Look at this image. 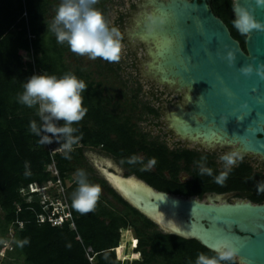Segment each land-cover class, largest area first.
<instances>
[{
    "label": "trees",
    "instance_id": "trees-1",
    "mask_svg": "<svg viewBox=\"0 0 264 264\" xmlns=\"http://www.w3.org/2000/svg\"><path fill=\"white\" fill-rule=\"evenodd\" d=\"M104 3L105 0H99L95 6L105 7ZM58 4L57 0H0V239L6 236L11 224L15 229L6 249V259L14 255L21 256L24 264H124L113 248L122 240L120 230L126 228L133 230L137 238L134 251L140 254L132 264H195L198 253L215 255L195 238L154 229V222L126 202L103 178L93 175L91 166L83 167L84 148L102 146L118 155L131 171L148 180L146 170L127 163L134 155L137 141L131 125L105 105L109 100L102 97L101 81L93 85L94 81L82 66L71 68L67 44H58L55 35L47 29ZM233 6V0H210L213 13L225 22L245 51L246 36L232 26ZM24 11L26 16L22 15ZM21 49L27 54H20ZM36 71L58 77L72 72L88 85L82 94L87 114L74 125L79 130L76 135L82 134V138L74 146L71 159L64 158L61 152L53 156L59 175L68 187L70 202L77 185H69L68 178H75L77 169L85 170L89 181L102 188L94 211L81 214L73 208L77 215L76 230L67 224L53 226L36 222L34 211L26 206L39 211V197L35 195L27 202L20 191L29 181L42 184L51 177L45 165L52 161V156L38 142L40 138L29 131L31 121L40 123L37 109L17 100L23 82ZM112 132L116 137L110 135ZM113 200L122 204V208H117ZM17 204L21 206L19 211ZM17 220L24 221L21 228L15 223ZM88 246L94 253L93 263L85 256ZM235 264L240 263L235 261Z\"/></svg>",
    "mask_w": 264,
    "mask_h": 264
},
{
    "label": "water",
    "instance_id": "water-1",
    "mask_svg": "<svg viewBox=\"0 0 264 264\" xmlns=\"http://www.w3.org/2000/svg\"><path fill=\"white\" fill-rule=\"evenodd\" d=\"M147 1L154 8L150 13L143 11L134 36L148 41L141 31L151 24V30L162 42L167 77L155 71L153 39H149L150 70L158 75L159 82L187 89L189 110L173 117L178 126L183 131L189 130L187 123L195 113L203 119L196 122L195 128H202L205 135L211 129L218 130L223 137L238 142L242 149L264 157V77L255 71L264 64V31L252 30L245 37L244 51L225 22L213 13L210 0ZM238 2L264 22V5L257 6L255 0ZM149 14L155 23L148 19ZM229 50L235 53L231 65L226 58ZM247 64L252 65L253 72L245 76L239 69ZM108 164L113 169L95 166L102 167L109 184L126 202L161 229L195 238L211 250L230 242L238 249V263L264 264V205L250 202L213 205L180 199L153 190L112 161L108 160Z\"/></svg>",
    "mask_w": 264,
    "mask_h": 264
},
{
    "label": "flooded vegetation",
    "instance_id": "flooded-vegetation-1",
    "mask_svg": "<svg viewBox=\"0 0 264 264\" xmlns=\"http://www.w3.org/2000/svg\"><path fill=\"white\" fill-rule=\"evenodd\" d=\"M102 10L103 7L100 8V11ZM116 25L123 33L121 17L116 19ZM72 55L76 54L72 53ZM92 63L96 64V69L85 70L83 68L88 73L89 79L94 81L93 85L102 82L99 85L102 97L109 100L108 104L104 101L105 105L133 128L137 140L134 144V155L143 161V163L134 164V167L146 170L148 180L140 177L135 171H131L125 162H121L118 155H113L102 146L84 148V156L89 158L93 165L101 164L103 167L113 169L108 164V160L112 161L116 167L132 174L135 179L142 180L153 190L180 199H194L197 202L213 205L239 202L264 205V191H257V185L264 182V157L242 149L238 142L223 137L218 130L211 129L208 132L210 137H207L208 135L204 134L202 128H195L196 122L203 120L202 116L195 113H193L194 118L187 123L190 127L189 130L183 131L178 126V120L173 118L174 115L177 112L189 110L190 102L186 97L187 89L185 87H182L186 91L185 108L177 107L176 110L164 112L161 106V92L159 94L150 92L153 93V97L150 98L153 103L138 96L137 89L140 88V85L136 86L134 92L128 95L126 93L128 87H122L124 81L117 80L119 86H116L115 82L110 81L108 77V75L112 76L111 72H114L113 80L120 77L115 75L121 71L119 65H104V60L100 58L92 60ZM93 73H96L98 77H94ZM165 83L170 86L169 83ZM118 87L121 88L118 89ZM110 135L116 137L113 132ZM231 151L239 152L243 159L231 168L223 185L217 184L214 182V176L226 170L219 157ZM202 156L207 157L206 166L213 170L212 176L200 175L198 161ZM150 158L156 160V164L151 167L148 166ZM101 168L99 166L98 172L93 171L92 174L108 182ZM116 192L120 195L118 191ZM154 229L166 232L156 222H154ZM127 245L129 246V241H126V248ZM130 252L127 250L128 255H134L133 250Z\"/></svg>",
    "mask_w": 264,
    "mask_h": 264
},
{
    "label": "clouds",
    "instance_id": "clouds-1",
    "mask_svg": "<svg viewBox=\"0 0 264 264\" xmlns=\"http://www.w3.org/2000/svg\"><path fill=\"white\" fill-rule=\"evenodd\" d=\"M98 2L99 0H60L47 29L55 35L58 44H67L70 51L78 56L86 55L92 60L101 58L110 63L119 62L123 34L117 27L109 26L103 13L95 7ZM255 3L261 6L264 5V0H255ZM233 11L232 26L241 35L247 36L252 30L264 31V22L257 20L253 12L241 5L238 0H235ZM148 19L155 23L151 14ZM149 30H151V24ZM226 58L231 65L235 60V53L229 50ZM239 71L247 76L253 72V67L247 64ZM255 71L264 77V64L259 65ZM87 88L85 81L72 72H66L58 77L49 75L45 71L39 74L33 73L27 77L22 84V92L17 96L20 104L37 109L40 123L38 124L35 120L31 121L29 131L40 138L38 142L41 145L55 141L66 159H71L70 154L74 151V146L78 145L82 138V134L76 135L79 130L74 125L78 124L87 114L88 109L83 105L82 95ZM60 121L63 123H58ZM242 159V155L237 151L222 154L219 160L226 170L214 176V182L223 185L228 178V172ZM206 160L207 157L202 156L198 161L200 175L212 176L213 170L206 166ZM127 163L137 164L143 161L133 155L127 159ZM155 164V158H150L148 166ZM75 183L77 187L71 194L72 207L81 214L94 211L102 194L101 186L90 182L83 169H77ZM257 191H264V182L257 185ZM121 236L122 242L125 235L121 233ZM135 247L131 248L134 254H137L134 251ZM113 250L115 251L114 248ZM213 251L215 252L213 256H208L203 252L198 253L195 264H235L238 249L230 242H224ZM134 258L135 256L132 260ZM132 260L129 264H132Z\"/></svg>",
    "mask_w": 264,
    "mask_h": 264
},
{
    "label": "rangeland",
    "instance_id": "rangeland-1",
    "mask_svg": "<svg viewBox=\"0 0 264 264\" xmlns=\"http://www.w3.org/2000/svg\"><path fill=\"white\" fill-rule=\"evenodd\" d=\"M57 1L60 2V0ZM146 1L147 0H105V7H103L101 12L108 21L110 27L115 26L119 29V26L116 25V19L121 17L123 32L121 59L119 62L110 63L104 60V65H119L121 70L117 72L118 74H115L116 76L120 77H117L114 80V72H111L112 76L108 75L109 80L113 81V83L115 82L116 86H119L117 80L124 81L125 84L122 82V87H128L126 89V93L128 95L132 94L136 86L140 85V88L137 89L139 91L138 96L142 97L146 101L150 100L152 103L153 101L150 98L153 97V93L151 94L150 92H154L155 94H159L161 92V106L163 108L162 111L164 112L176 110L177 107L185 108L186 91L183 88L177 89L175 84L169 86L165 82H159L157 80L158 75L154 74L148 65L152 61L149 52V50L152 49L151 43L149 41H143L138 36L136 37L133 35L138 20L139 22L142 20L143 11L145 13H150V11L154 8L152 2ZM97 8L100 10L101 7L99 6ZM68 62H71V68H73L74 65H81L85 68V70L97 68L95 66L96 64H93L92 60H89L86 55L78 56L72 55L71 52H68ZM101 71L104 72V70ZM93 76L98 77L96 73H93ZM120 88L121 87H118V89ZM114 92L116 91L114 90ZM88 166H91L94 172H98L96 166L93 165L86 156H84L83 167ZM69 180L70 178H68V181ZM107 184L110 186L108 182ZM114 203L117 208H121L120 203L116 201H114ZM122 233L125 235L123 240L126 239V241H129V246L127 245L125 250L126 252L128 250V252L131 253V237H135L134 232L131 228H129L128 230H122ZM5 255V248L0 244V264H24L23 258L21 256L13 255L9 259H6ZM133 256L138 257L140 254H129V260H127L128 264L131 262Z\"/></svg>",
    "mask_w": 264,
    "mask_h": 264
},
{
    "label": "built area",
    "instance_id": "built-area-1",
    "mask_svg": "<svg viewBox=\"0 0 264 264\" xmlns=\"http://www.w3.org/2000/svg\"><path fill=\"white\" fill-rule=\"evenodd\" d=\"M22 15L26 16V12L24 11ZM32 36L33 35L29 34V37ZM20 54L26 55L27 51L21 49ZM36 73L39 74L40 72L36 71ZM45 147L52 156V161L45 165V170L49 172V175L51 177L42 184H39L37 181H29L25 187H22L20 189V191L22 195L25 196L27 202H31L33 196L35 195L39 197V211H37L31 205L26 206L28 209L34 211L36 222L48 223L53 226H63L64 224H67L70 228L76 230L75 218L77 217V215L74 214L72 204L69 201L68 187L64 185L62 178L59 175V171L56 167L55 160L53 159L54 154L60 153L59 145L55 141H53V143L47 144L45 145ZM73 183H75V178H70L69 185ZM16 207L17 211L21 209V206L19 204H17ZM23 222L24 221L20 220L15 221V223L18 224L19 228L23 226ZM122 230L128 229H121V233ZM14 234L15 229L11 224L6 236L1 239L2 247L8 248L10 246ZM76 238L80 240V235L77 234ZM131 241L132 244L130 247H135L137 244V238L132 236ZM125 248L126 241L124 240L120 242L118 246L114 247L116 256L122 263L129 258L127 252L125 251ZM85 256L91 263L94 262V253H92V248L90 246L86 247Z\"/></svg>",
    "mask_w": 264,
    "mask_h": 264
},
{
    "label": "bare ground",
    "instance_id": "bare-ground-1",
    "mask_svg": "<svg viewBox=\"0 0 264 264\" xmlns=\"http://www.w3.org/2000/svg\"><path fill=\"white\" fill-rule=\"evenodd\" d=\"M141 32H142V35L141 34L140 35L143 38H145L146 40L149 41V39H153L155 41L156 48L153 50V54L155 53L154 56H155V58L157 60V63L156 64L154 63L155 71L162 73V76H164L166 78L167 75H166V72H165L166 70H165V66H164L166 63L164 62V58H163V56L161 54V44H162L161 40L158 38L157 34L154 31L149 30L148 28L144 29ZM206 135H208V133ZM207 137H210V135H208Z\"/></svg>",
    "mask_w": 264,
    "mask_h": 264
}]
</instances>
